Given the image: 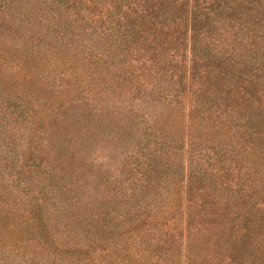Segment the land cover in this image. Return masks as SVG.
<instances>
[{
  "label": "trees",
  "instance_id": "obj_1",
  "mask_svg": "<svg viewBox=\"0 0 264 264\" xmlns=\"http://www.w3.org/2000/svg\"><path fill=\"white\" fill-rule=\"evenodd\" d=\"M0 264H264V0H0Z\"/></svg>",
  "mask_w": 264,
  "mask_h": 264
}]
</instances>
